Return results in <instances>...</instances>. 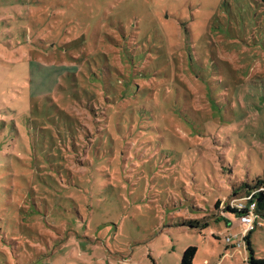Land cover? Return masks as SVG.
Instances as JSON below:
<instances>
[{
    "label": "rangeland",
    "instance_id": "1",
    "mask_svg": "<svg viewBox=\"0 0 264 264\" xmlns=\"http://www.w3.org/2000/svg\"><path fill=\"white\" fill-rule=\"evenodd\" d=\"M256 180L258 0H0V264H264Z\"/></svg>",
    "mask_w": 264,
    "mask_h": 264
},
{
    "label": "built area",
    "instance_id": "2",
    "mask_svg": "<svg viewBox=\"0 0 264 264\" xmlns=\"http://www.w3.org/2000/svg\"><path fill=\"white\" fill-rule=\"evenodd\" d=\"M253 193L246 194L240 199H233L228 205L235 210L238 226L241 229V234L246 235L255 230L257 209L256 201L252 198ZM230 241V238H227Z\"/></svg>",
    "mask_w": 264,
    "mask_h": 264
},
{
    "label": "trees",
    "instance_id": "3",
    "mask_svg": "<svg viewBox=\"0 0 264 264\" xmlns=\"http://www.w3.org/2000/svg\"><path fill=\"white\" fill-rule=\"evenodd\" d=\"M258 1L262 4V6L264 8V0H258ZM239 190H244L246 192V194L253 193L252 198H253V200L256 201L257 211L258 210H260L262 212L264 211V181L256 180L254 185L241 184L236 190L233 191V195H237V191H239ZM218 205H219V201L216 202L215 207H217ZM227 209L230 212L235 213V210L231 209L228 205H227ZM249 234L250 233H248V235L246 237V244L247 245H249V241H248ZM195 253H196L195 247L186 248L182 254L181 263L182 264H192V260H193ZM260 263L262 264V262H260V261H255L253 259L251 260V264H260Z\"/></svg>",
    "mask_w": 264,
    "mask_h": 264
},
{
    "label": "crops",
    "instance_id": "4",
    "mask_svg": "<svg viewBox=\"0 0 264 264\" xmlns=\"http://www.w3.org/2000/svg\"><path fill=\"white\" fill-rule=\"evenodd\" d=\"M38 82H40V81H38ZM33 83V84H32ZM38 83H36V81L34 80V79H30V81H29V78H28V90L30 89V91L32 92V93H36V94H40L41 92H43L42 90L44 89V85H42V86H39V89L36 87V85H37ZM51 84H49V85H47L49 88L51 87L50 86ZM50 89H47V91H49ZM47 91H45V92H47Z\"/></svg>",
    "mask_w": 264,
    "mask_h": 264
}]
</instances>
